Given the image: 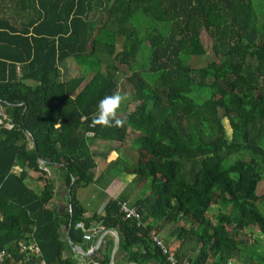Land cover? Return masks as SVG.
I'll use <instances>...</instances> for the list:
<instances>
[{
  "label": "trees",
  "instance_id": "1",
  "mask_svg": "<svg viewBox=\"0 0 264 264\" xmlns=\"http://www.w3.org/2000/svg\"><path fill=\"white\" fill-rule=\"evenodd\" d=\"M260 2L257 20L253 0H0V250L7 262L20 261L18 242L30 240L45 264H72L63 254L82 241L75 224L95 222L117 232L118 250L140 245L144 260L156 255L168 264L148 234L183 220L191 227L172 229L164 246L178 263L225 264L243 252V264H264V244L238 238L248 228L264 237L256 194L264 166ZM202 30L213 60L193 68L190 58L205 55ZM143 43L144 68L135 65ZM68 61L77 77H66ZM121 68L130 70L133 109L118 113L122 127L94 125L99 102L117 92ZM129 131L135 137L121 150ZM95 143L106 150L92 149ZM111 152L94 179L95 158L106 161ZM51 167L66 190L73 179L70 212L61 217L47 207ZM114 168L132 175V185L148 180V194L131 204L140 220L119 211L126 190L102 215L84 219L75 189ZM26 170L38 175V192L26 185ZM212 206L217 212L207 217Z\"/></svg>",
  "mask_w": 264,
  "mask_h": 264
},
{
  "label": "crops",
  "instance_id": "2",
  "mask_svg": "<svg viewBox=\"0 0 264 264\" xmlns=\"http://www.w3.org/2000/svg\"><path fill=\"white\" fill-rule=\"evenodd\" d=\"M17 23H19V20L17 21ZM97 144L98 143H95L93 145L94 150H96L94 146H96ZM100 147L102 146L100 145ZM104 150L106 149L104 148ZM115 156H116L115 153L113 152L109 153L107 160L104 161L105 164L106 162L113 160ZM95 165H97L96 161H95ZM96 169L97 167H95L93 171H96ZM13 172L14 173L20 172V168L18 166H15L13 168ZM26 174L28 176L26 180V185L30 189H32L34 192H38L39 189L42 187V184L39 183L37 180L38 175L29 170H26ZM98 175L100 174L93 173V178L96 179ZM47 176H48V179L52 181V189H53V195L47 207L50 210L55 211L58 217H61L66 207L63 204L65 202V205H66V188L63 184V176L61 172L54 167L47 168ZM132 177H133L132 175H126L124 180L128 181ZM113 178L110 179L108 183L104 184L103 186H100L101 193L104 195L102 196V198H98L97 193H95L92 190L85 192L79 196L78 194H76L77 190L75 191V194H76L75 199L84 209V213H83L84 219H89L93 214L102 215V209H103L104 204L108 200L116 198L118 192L123 188L124 184L119 183L116 180L113 181ZM90 185H93V184H90ZM90 185H88V187ZM94 185H97V184H94ZM83 196L87 197L85 205L82 203V200H81V197ZM91 226H94L92 227L94 233H92L91 238L89 240H82L79 245H74V246H76L79 250L86 253L89 250L91 251L92 249L95 248L100 236H102L101 242L96 247L95 252L88 257L81 256V254H78L71 248L70 250H65L63 256L69 257L72 264H159V257H157L156 255L154 256V258L144 260L142 258L143 249L140 245L132 246L128 251L118 250V245H117V248L114 251V254L111 256V252L114 246L113 234L112 233L103 234V232H106V230L98 232V227L100 226L95 222H92V224L89 225V229H91ZM59 232L61 233L63 232L62 227L59 229ZM162 232L163 230L158 232L157 234H154V232L151 231L148 234V238H150L151 240L152 238H157L161 242V244L164 246L165 245L164 238L161 237ZM115 233L117 234L116 231ZM117 237H118V234H117ZM118 243H119V237H118ZM148 246L152 247V244H149ZM132 254L135 256L133 257V260L130 258Z\"/></svg>",
  "mask_w": 264,
  "mask_h": 264
},
{
  "label": "rangeland",
  "instance_id": "3",
  "mask_svg": "<svg viewBox=\"0 0 264 264\" xmlns=\"http://www.w3.org/2000/svg\"><path fill=\"white\" fill-rule=\"evenodd\" d=\"M260 1L261 0H253V3H252V6H253L257 20L260 19L261 17H263L262 16L263 6L260 5V3H261ZM200 41H201V44L205 50V55L202 57H199V58H196V57L190 58L189 64L193 68H199L201 66H204L210 60H213V54L210 50L211 41H210L208 35L203 30L200 32ZM146 61H147V43H143V45L139 49V53L137 55L135 65L138 64L141 66V64H142L141 67L144 68L146 65ZM65 74H66L67 78L77 77L79 75L74 64H72L70 61H68L67 66L65 68ZM129 74H130V70L125 69V68H121L119 70L118 75H117V80H118L117 92H119L121 95L127 97V99L122 102L121 107L118 110L119 114L120 113L124 114V113H128V112L132 111L133 106H134V103L131 101V97H132L131 88H130V86H128L127 82L125 81L126 77L129 76ZM223 126H224L226 132L229 133V128H228L227 122L223 121ZM133 137H135V133L129 131L127 134V138H126L121 150H127L130 147V142H131V139ZM94 147L96 149L100 150L99 152L105 151L103 145H102V147H100V144H97ZM28 148H29V146H28ZM91 148L93 149V147H91ZM122 154H123L122 156H124L123 151H122ZM134 156L135 155H132V157H129L128 158L129 160H127V162L131 163L132 160L134 159ZM234 157L235 156H232V160L234 159ZM243 159H247V157L245 156V157H243ZM95 161L97 164L96 165L97 169H96V171H92V172L94 174H96V173L101 174V172L105 168V162L100 157H96ZM120 169H121V167H120ZM118 170H119V168H114V169L109 170L106 173H104L97 185H90L89 187L86 186V187H83L80 189H75V191L77 190L76 194H78V196H79L85 192L92 190L95 193H97L98 198H102V196H104V195L101 193L100 186H103L104 184L108 183V181L110 179H112L113 177H114L113 181L116 180L117 182L124 184L123 188L118 192L117 196L122 191H125V190L128 193H131L130 197L127 201V206H129V207L131 206L132 202L136 198H142L148 194V186H149L148 180L145 182H142L140 184L134 183L132 185V181H134L133 177L130 180L126 181V180H124L126 177V173L120 174L119 172H117ZM115 172H117V173H115ZM260 173H261V180L258 182V184L256 186V194L261 197V202H260V204L257 205V207L261 213H264V209L262 207V206H264V166H262L260 168ZM76 194H74V195L76 196ZM81 200H82V203L85 205L87 197L83 196V197H81ZM63 204H64V206L67 207V205H65V202ZM216 212H217V206L216 207L212 206L207 211L206 215H207V217H210L211 215L215 214ZM180 225H182L185 229H189L191 227V225L189 223H186L183 220H179V221H177L176 224L168 225V226L164 227L163 232L161 233V235H162L161 237L164 238V242H165L164 246H166V244L168 242V233L172 229H174L175 227L180 226ZM227 230H229V228H227ZM238 238H240V239L242 238L243 240H246L249 243H252L253 240L257 238L259 241L262 242V244H264V237L260 236V234L258 233V231L255 228H248V229L243 230L242 232H240ZM246 246H247V243H246ZM243 247H244V245H243ZM243 251H245V250H243ZM247 252H248V254L253 253L252 251H247ZM241 254L244 255V253L242 252L239 254V258L235 257V258H232L231 260L235 261L236 263L243 264V262H241V260H239L242 258ZM263 255H264V252H263ZM188 256L192 259L195 256V252L194 253H188ZM244 263H245V260H244ZM207 264H210V259L207 261Z\"/></svg>",
  "mask_w": 264,
  "mask_h": 264
},
{
  "label": "built area",
  "instance_id": "4",
  "mask_svg": "<svg viewBox=\"0 0 264 264\" xmlns=\"http://www.w3.org/2000/svg\"><path fill=\"white\" fill-rule=\"evenodd\" d=\"M87 137H91V133H86ZM66 210L70 212L69 207H66ZM119 211L123 215L124 219H134L136 221L140 220L139 214L133 207L127 206L126 203L120 204ZM84 229L82 223H76L75 228L80 229L82 232V240H89L92 236L93 228ZM103 231L102 227H98V232ZM154 244L160 248L162 254H165L168 264H188L187 262L178 263L172 253H169L161 242L157 238H152ZM18 251L23 255L22 259L18 262H12L11 259L7 262V259L10 257L5 250H0V264H45L44 261L40 258V251L38 246L30 240L18 242ZM225 264H240L229 259Z\"/></svg>",
  "mask_w": 264,
  "mask_h": 264
},
{
  "label": "clouds",
  "instance_id": "5",
  "mask_svg": "<svg viewBox=\"0 0 264 264\" xmlns=\"http://www.w3.org/2000/svg\"><path fill=\"white\" fill-rule=\"evenodd\" d=\"M127 97L119 92L105 96L98 104V114L93 117L92 123L101 127H122L123 119L118 118V110Z\"/></svg>",
  "mask_w": 264,
  "mask_h": 264
},
{
  "label": "water",
  "instance_id": "6",
  "mask_svg": "<svg viewBox=\"0 0 264 264\" xmlns=\"http://www.w3.org/2000/svg\"><path fill=\"white\" fill-rule=\"evenodd\" d=\"M39 163H41V162H39ZM72 183H73V179H70V184H69V186L67 187V190H66V194H67V197H70V189H71V185H72ZM106 233H112L113 234V236H114V246H113V250H112V252H111V256L114 254V251L116 250V248H117V245H118V237H117V234L115 233V231L114 230H106V232H103V234H106ZM102 234V235H103ZM101 238H102V236H100V238L98 239V243L96 244V246H95V248L94 249H92L91 251L89 250L88 252H83V251H81V250H79L76 246H74V245H70V248L72 249V250H74L75 252H77L78 254H81V256H86V257H88V256H90L91 254H93L94 252H95V250H96V247L100 244V242H101Z\"/></svg>",
  "mask_w": 264,
  "mask_h": 264
}]
</instances>
